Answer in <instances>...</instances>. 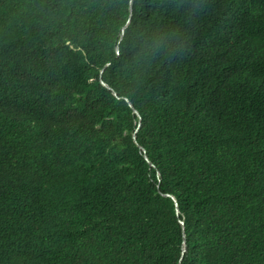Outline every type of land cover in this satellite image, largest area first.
<instances>
[{
  "label": "trees",
  "instance_id": "trees-1",
  "mask_svg": "<svg viewBox=\"0 0 264 264\" xmlns=\"http://www.w3.org/2000/svg\"><path fill=\"white\" fill-rule=\"evenodd\" d=\"M0 264H264V0H0Z\"/></svg>",
  "mask_w": 264,
  "mask_h": 264
},
{
  "label": "clouds",
  "instance_id": "clouds-1",
  "mask_svg": "<svg viewBox=\"0 0 264 264\" xmlns=\"http://www.w3.org/2000/svg\"><path fill=\"white\" fill-rule=\"evenodd\" d=\"M181 39V34L177 31L172 34L161 35L160 37L153 38L148 46L151 50L158 51L167 47L169 42L175 41L178 44Z\"/></svg>",
  "mask_w": 264,
  "mask_h": 264
},
{
  "label": "water",
  "instance_id": "water-1",
  "mask_svg": "<svg viewBox=\"0 0 264 264\" xmlns=\"http://www.w3.org/2000/svg\"><path fill=\"white\" fill-rule=\"evenodd\" d=\"M102 82H103V84H104L107 88L113 90V93H114L115 95H117V92H116V91H115V90H114L109 84H107L104 80H102ZM126 99L128 100V102H129L130 106L133 108V110H134L136 113L139 114L138 110L133 106L131 100H129L128 98H126ZM140 118H141V117H140ZM140 124H141V122H139V125H140ZM134 137L136 138V135H135V134H134ZM139 146L143 149V146H142V145H139ZM145 157L148 159V161L150 162V164L153 165V163L149 160L147 154H145ZM164 194H165L166 196H172V198L176 201V204H177V206H178L177 199L175 198L174 195H172V194H170V193H164ZM182 222H183V221H182ZM184 238H185V235H184ZM186 249H187V246H186V241H185V242H184L183 251L185 252Z\"/></svg>",
  "mask_w": 264,
  "mask_h": 264
}]
</instances>
